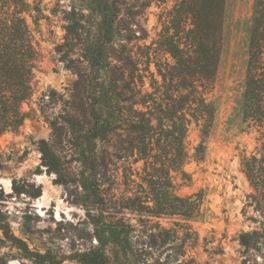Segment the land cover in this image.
Listing matches in <instances>:
<instances>
[{"label": "trees", "instance_id": "16d2710c", "mask_svg": "<svg viewBox=\"0 0 264 264\" xmlns=\"http://www.w3.org/2000/svg\"><path fill=\"white\" fill-rule=\"evenodd\" d=\"M71 2L70 11H65L66 40L57 49L66 67L78 76L74 84L78 94H74L67 111L49 118V124L56 138L63 134L68 145L81 148L83 159L79 161L94 178L82 179L86 202L92 207L90 211L99 212L94 217L97 245L77 253L75 259L82 264H198L189 255L188 246L199 241L192 221L203 215L204 196L179 194L177 179L181 176L183 183L189 181L186 163L206 157L204 138L210 134L216 116V105L208 99L207 91L221 53L226 0L177 1L172 18L174 33L168 44L174 64L170 70L161 71L165 90L158 98L140 88L139 83L144 86L140 75L114 72L108 53V46L116 39H132L127 33L133 21L128 19L139 15L141 7L129 0ZM29 7L28 0H0V134L18 129L29 114L23 103L32 96L33 70L39 57L24 15ZM252 18L243 113L245 121L261 131L260 157L245 155L242 167L259 188V178L264 175V0H254ZM80 28L94 30L87 43H73L81 40ZM79 44L85 49L80 58H74L73 50ZM126 60L136 69L131 57ZM48 92L43 94L42 103L46 95L49 99L58 95L54 89ZM83 100L91 104L87 107ZM193 121L202 122L198 124L202 140L190 154L186 138ZM119 124L130 133L129 148L137 150L144 168L140 182L129 179L138 188H128L118 197L103 187L105 179L98 175L107 171L103 147L119 136ZM129 148L126 150L132 152ZM40 149L42 163L50 171L60 172L61 158L54 144L42 139ZM263 208L259 203L256 210L264 215ZM165 219L173 225L163 224ZM0 230L36 264H55L50 252L30 251L1 218ZM239 240L245 252L254 253L251 259L244 258L245 264L247 260L248 264H264V219L253 230L242 231Z\"/></svg>", "mask_w": 264, "mask_h": 264}, {"label": "rangeland", "instance_id": "374dc122", "mask_svg": "<svg viewBox=\"0 0 264 264\" xmlns=\"http://www.w3.org/2000/svg\"><path fill=\"white\" fill-rule=\"evenodd\" d=\"M28 1L29 11L24 15L39 57L33 70L32 96L23 103L28 116L18 129L0 134V218L30 251L50 252L55 264H82L75 255L97 245L94 217L99 212L90 211L92 207L87 205L81 184L84 177L91 176L90 181L94 178L79 161L83 159L81 148L68 145L63 134L56 138L49 124V118L67 111L74 94H78L74 88L78 76L66 67L57 49L66 40L65 11H70L72 2ZM129 1L138 9L141 7L142 12L128 19L133 21L127 33L132 39H116L108 46L112 70L124 71L126 76L132 72L140 75L144 83V86L139 83L140 88L158 98L165 90L161 71L170 70L174 64L168 44L174 33L173 9L178 0ZM253 5L254 0H226L221 53L213 84L207 91L208 99L216 105V116L210 134L204 138L206 157L192 158L186 163L189 181L183 183L181 176L177 179L179 194L204 196L203 215L192 221L199 241L188 246L189 255L198 264H245L244 258L251 259L254 253L244 251L239 235L253 230L264 219L256 210L259 203L264 207V175L259 178L261 186L256 188L242 167L245 155L260 157L257 148L261 131L245 121L243 113ZM93 33V29L80 28L81 40L75 39L73 43H87ZM75 47L72 57L80 58L85 45ZM127 57L134 60L137 70L128 64ZM50 89L58 95L53 99L46 95L42 103L43 94H49ZM159 89L162 91L158 92ZM65 100L70 102L64 103ZM83 102L87 107L91 104V101ZM123 106L127 108L128 104ZM199 123L192 122L186 138L190 154L202 140ZM119 125V136L103 147L107 171L98 175L105 179L103 187L118 197L128 188H138L129 179L140 182L144 168L137 150L129 148L130 133ZM42 139L54 144L61 158L60 172L50 171L42 163ZM89 155L87 150L86 156ZM162 222L173 225L169 219ZM0 264L36 263L16 244L7 241L0 230Z\"/></svg>", "mask_w": 264, "mask_h": 264}]
</instances>
